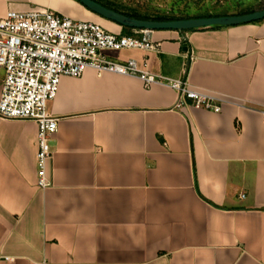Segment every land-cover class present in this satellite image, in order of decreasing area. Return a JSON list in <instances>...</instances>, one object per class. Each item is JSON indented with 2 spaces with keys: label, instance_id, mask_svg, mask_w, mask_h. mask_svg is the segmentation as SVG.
<instances>
[{
  "label": "crops",
  "instance_id": "crops-1",
  "mask_svg": "<svg viewBox=\"0 0 264 264\" xmlns=\"http://www.w3.org/2000/svg\"><path fill=\"white\" fill-rule=\"evenodd\" d=\"M11 6L124 34L76 0H0V16ZM148 36L104 54L185 78L220 111L137 75L62 76L44 188L37 124L0 118V264H264V19Z\"/></svg>",
  "mask_w": 264,
  "mask_h": 264
},
{
  "label": "built area",
  "instance_id": "built-area-1",
  "mask_svg": "<svg viewBox=\"0 0 264 264\" xmlns=\"http://www.w3.org/2000/svg\"><path fill=\"white\" fill-rule=\"evenodd\" d=\"M139 31L140 36L111 33L96 22L41 6H11L0 16V67L4 70L0 118L37 124L39 187L49 185L46 164L53 153L50 138L57 131L59 117L47 110V103L55 97L62 76L79 77L88 68L98 74L137 75L147 87L160 82L174 89L178 107L190 101L195 107L220 111L213 97L192 89L185 78L156 76L139 69L133 59L121 63L106 58L105 50L153 49L148 30Z\"/></svg>",
  "mask_w": 264,
  "mask_h": 264
},
{
  "label": "water",
  "instance_id": "water-1",
  "mask_svg": "<svg viewBox=\"0 0 264 264\" xmlns=\"http://www.w3.org/2000/svg\"><path fill=\"white\" fill-rule=\"evenodd\" d=\"M86 9L121 26L141 30L172 29L178 31L190 30L209 26H232L251 23L264 19V8L242 14L220 16L191 17L173 20L142 19L129 16L111 9L96 0H76Z\"/></svg>",
  "mask_w": 264,
  "mask_h": 264
},
{
  "label": "rangeland",
  "instance_id": "rangeland-1",
  "mask_svg": "<svg viewBox=\"0 0 264 264\" xmlns=\"http://www.w3.org/2000/svg\"><path fill=\"white\" fill-rule=\"evenodd\" d=\"M127 7L140 9L150 13H175L194 15L204 11L215 12L229 10L230 12L264 8V0H109ZM118 51V50H116ZM116 53L107 52L108 55Z\"/></svg>",
  "mask_w": 264,
  "mask_h": 264
},
{
  "label": "trees",
  "instance_id": "trees-1",
  "mask_svg": "<svg viewBox=\"0 0 264 264\" xmlns=\"http://www.w3.org/2000/svg\"><path fill=\"white\" fill-rule=\"evenodd\" d=\"M96 1H98L99 3L111 9H114L116 11H119L121 13L127 14L135 18L153 19V20H173V19H185V18H191V17L220 16V15H228V14H242V13L253 11L252 9H248V10L230 12L229 10L225 9L222 11H215V12L204 11L203 13H198L194 15L183 14V13L175 14L173 12L168 13V14L167 13H150V12L142 11L140 9L136 10L131 7H127V6L118 4V3H114L115 1H109V0H96ZM255 22H258V21H255ZM122 27H123V30H124L123 32L125 35H132V30H134V28H128L124 26ZM213 27H224V26H213ZM135 30H139V29H135ZM190 30H194V29H190ZM190 30H184L182 32H186ZM184 44L185 46H188V43L186 41Z\"/></svg>",
  "mask_w": 264,
  "mask_h": 264
}]
</instances>
